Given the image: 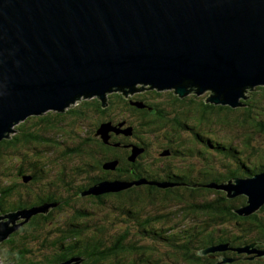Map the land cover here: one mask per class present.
I'll list each match as a JSON object with an SVG mask.
<instances>
[{"label":"trees","instance_id":"trees-1","mask_svg":"<svg viewBox=\"0 0 264 264\" xmlns=\"http://www.w3.org/2000/svg\"><path fill=\"white\" fill-rule=\"evenodd\" d=\"M208 95L115 91L14 125L0 140V215L45 209L15 222L5 264H249L237 249L264 245V206L239 216L247 199L209 186L231 163L264 170V86L236 108ZM102 183L125 188L93 194ZM37 247L53 254L36 259Z\"/></svg>","mask_w":264,"mask_h":264},{"label":"water","instance_id":"water-1","mask_svg":"<svg viewBox=\"0 0 264 264\" xmlns=\"http://www.w3.org/2000/svg\"><path fill=\"white\" fill-rule=\"evenodd\" d=\"M257 86L264 0H0V140L80 98L173 89L209 92L207 101L236 108ZM123 188L102 183L92 193ZM220 188L247 198L240 215L264 204V173ZM43 209L4 217L0 243L22 223L8 224Z\"/></svg>","mask_w":264,"mask_h":264},{"label":"flooded vegetation","instance_id":"flooded-vegetation-1","mask_svg":"<svg viewBox=\"0 0 264 264\" xmlns=\"http://www.w3.org/2000/svg\"><path fill=\"white\" fill-rule=\"evenodd\" d=\"M137 91H139V90H137ZM14 132H15V130L12 131V133H14ZM105 134H106V130L103 132V136L102 137H105ZM192 138L194 139V137H192ZM224 149L227 150V151L230 150V148H228V146H227V148H224ZM201 151H203L206 155H209V154L213 153L214 156H216L218 158L220 156L219 145H215V147H214V146H211V145L208 144V145H205V147L203 146ZM230 167H231V169L227 170V171H229V174H228L229 176H228L227 179H225V180L222 179V183L220 185H218V186H216V185L209 186V188L216 189V190L224 192L228 199H234V198H237V197H240V196H243V197H245V196L240 194V195H237V196H234V197H229L227 191L221 189L220 187L227 186V185H229L231 183L233 184V181H235L237 179H249L253 175L264 173V170H262V171H260L258 173H253V174L246 175V174H242L241 173L242 171H241L240 168L236 167V163H234V164L231 163ZM262 206H264V204H262L258 209H256L255 211H253L252 213H250L248 215H240V214H238V215L239 216H243V217L250 216V215L254 214L256 211H258ZM243 208L244 207L242 206L241 209H243ZM6 214H8V213H6ZM190 240H192V239H190ZM260 244H262V242L253 241L252 243L243 245L242 247L237 249V255L242 257V259H244V261H246L249 264H264V245H262V248H260L259 247ZM225 249H227V247L223 246V247H221L219 249V251L222 252ZM205 254H207V253H205ZM200 255L203 256L204 254H200ZM219 259H220V261L223 264H227V263L232 264V263L235 262L234 258H232V257L231 258H227L225 256H220ZM68 264H71V263H68Z\"/></svg>","mask_w":264,"mask_h":264},{"label":"rangeland","instance_id":"rangeland-1","mask_svg":"<svg viewBox=\"0 0 264 264\" xmlns=\"http://www.w3.org/2000/svg\"><path fill=\"white\" fill-rule=\"evenodd\" d=\"M105 187V186H103ZM71 212H65L63 214H61V218L64 219V222L67 221V219L69 218V216H72V214H70ZM9 214L7 215H0V222H4V221H7V218H4V217H7ZM23 217L21 218H18L15 220V222H18L20 219H22ZM14 224L13 223H10L8 224L7 228L6 229H10L11 227H13ZM60 226V225H59ZM38 248V251L39 252H36L38 254V257L36 259H41L44 257V256H50L51 254H53V250H48V248L44 247L43 249ZM5 256L7 257L6 254H4L3 252L0 251V264H5L7 262V258H5ZM74 263H77V262H72L71 264H74ZM59 264V263H58ZM61 264V263H60ZM79 264V263H77Z\"/></svg>","mask_w":264,"mask_h":264}]
</instances>
